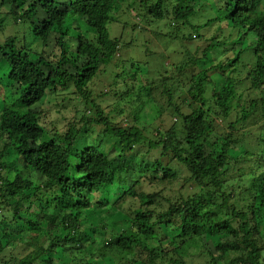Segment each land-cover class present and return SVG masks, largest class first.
<instances>
[{"label": "trees", "instance_id": "trees-1", "mask_svg": "<svg viewBox=\"0 0 264 264\" xmlns=\"http://www.w3.org/2000/svg\"><path fill=\"white\" fill-rule=\"evenodd\" d=\"M125 1L0 0V63L9 69L0 81V264H51L60 247L78 253L90 236L104 238L97 257L113 264H264V96L236 92L241 76L248 90L264 89V0H216L220 17L196 32L218 22L225 38L163 63L156 79L140 74L141 83L118 56L130 43L108 30ZM138 5L143 18L183 27L195 15L188 0ZM245 34L254 41L233 52ZM207 51L218 61L196 71ZM108 72L111 89L94 91ZM213 74L223 83L208 97ZM111 95L117 104L102 107ZM60 102L75 108L62 125L49 120ZM147 111L156 118L145 125ZM91 203L127 226L92 222L87 235ZM32 209L63 237L41 230Z\"/></svg>", "mask_w": 264, "mask_h": 264}, {"label": "rangeland", "instance_id": "rangeland-1", "mask_svg": "<svg viewBox=\"0 0 264 264\" xmlns=\"http://www.w3.org/2000/svg\"><path fill=\"white\" fill-rule=\"evenodd\" d=\"M189 4L194 5L195 15L190 18L188 25L184 27L181 25V21L176 20H167V21H156L150 17H142L139 9V0H127L123 4L119 6V8L115 12V19L118 20L114 23L109 24L108 30L110 37L112 38H121L123 44H129V47H124L121 49L118 56L124 60V65L126 66V71L132 73L133 75L146 74L151 77V80L156 79L164 73V69L162 67L163 63H171V62H180L186 57H190L193 52L198 53V56L201 55L202 52L206 50V47L210 41V39H217V41H221L228 34V30H222L219 28L218 22H214L206 27H202L199 32H196V27L203 26L207 24L209 21L214 20L220 17L217 13V7L219 2L216 0H188ZM7 7L1 6L0 13L6 12ZM144 14V13H142ZM221 27V26H220ZM225 27V25H222ZM192 37L193 40H188L187 37ZM200 37V38H199ZM254 38L249 35H242L241 40L232 45V51H237L246 46L248 43H252ZM75 42V41H73ZM72 42V43H73ZM206 57L208 60L199 61L195 66L196 71L204 70L214 65L218 61V56L215 52L207 51ZM264 62V57H263ZM132 66V67H131ZM131 68V69H130ZM8 67L5 63H0V81L4 85L7 84L6 74L8 72ZM116 72H108L107 74H102L98 76L93 82L94 91H104L108 92L109 87L108 84H111L115 78ZM211 74V73H210ZM209 74V75H210ZM212 78L214 79V84H209L208 89V97H210V90L213 87L221 86L223 81L218 77V75L213 74ZM244 76L236 77L237 86L236 92L237 95L242 94L244 99H249L250 97H263L264 89L261 91H256V93L252 90H248V82L244 80ZM141 83L140 76L138 78ZM243 84V85H242ZM1 89V86H0ZM117 89V88H116ZM115 89V90H116ZM187 89V88H185ZM1 95V93H0ZM64 95L50 97L52 103L55 101H61ZM117 98L112 95L108 98L102 99L100 104L102 107H106L108 105L117 104ZM61 108L58 110L54 109L49 119L50 121H61L67 120L75 114L74 103H59ZM62 104H67L65 107ZM53 105V104H52ZM50 105L49 107L51 108ZM232 107L235 109V103H232ZM119 108L124 111V115L128 112L129 108L127 104L120 103ZM33 110H37V107H34ZM59 112V114H57ZM117 120H121L124 115L120 116L117 112L114 113ZM235 115V111L232 113V116ZM156 118L155 111H147L143 113V119L145 121V125L148 123H152ZM48 120V119H47ZM171 119H166L165 122L160 123L163 127L167 128L170 125ZM175 123H178L175 118L172 119ZM64 122L61 121V125ZM244 147H240L234 150V153H238L243 151ZM19 164V163H18ZM94 203H91L90 206L83 210L81 224L85 229L87 235L91 230L92 222L97 223V228L99 229L103 224L107 227L108 231H119L124 229L127 226V222L125 218L122 217L118 212L114 210H100L96 206L93 207ZM107 211V212H106ZM32 212H36L37 216L35 219L40 221L39 228L43 231H49L50 225L46 223L45 219L42 217V213L36 211V209H32ZM51 212V210L49 211ZM26 220L20 223L17 227H14L12 231L17 233L21 232L22 227H24V223ZM52 234L63 237L65 234L64 230L59 227L58 229L50 230ZM105 233V231H104ZM88 247L81 250L78 253H75L71 249L65 248L62 251L60 247L53 255H51V264H113L110 258H106L100 260L97 257V250L100 249L104 244L103 237H89ZM213 241H216L214 239ZM211 243V242H210ZM208 243L207 245L210 246ZM62 244V242H61ZM16 245V242H12L9 248H12ZM19 246V245H18ZM74 259H73V256ZM83 257L88 263L83 261Z\"/></svg>", "mask_w": 264, "mask_h": 264}]
</instances>
